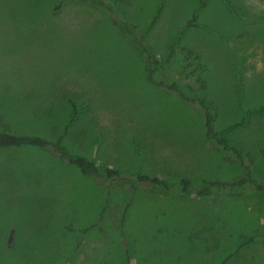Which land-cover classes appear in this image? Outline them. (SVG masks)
<instances>
[{"label": "rangeland", "instance_id": "374dc122", "mask_svg": "<svg viewBox=\"0 0 264 264\" xmlns=\"http://www.w3.org/2000/svg\"><path fill=\"white\" fill-rule=\"evenodd\" d=\"M103 1L118 21L145 33L159 60L153 78L207 101L214 129L264 184V111L222 131L264 103V0ZM70 103L78 111L60 143L96 164L166 179L245 171L205 140L197 105L147 81L106 11L72 0H0V130L6 124L54 141ZM106 192L101 220L78 237ZM224 257L225 264H264L260 194L133 191L83 175L46 149L0 147V264H220Z\"/></svg>", "mask_w": 264, "mask_h": 264}, {"label": "trees", "instance_id": "16d2710c", "mask_svg": "<svg viewBox=\"0 0 264 264\" xmlns=\"http://www.w3.org/2000/svg\"><path fill=\"white\" fill-rule=\"evenodd\" d=\"M78 3L90 5L92 7L101 8L108 14V19L113 26H115L120 34L127 39L133 48L137 51L141 58L142 67L145 72V76L148 82L155 85L156 87L166 91L167 93H174L180 100L195 104L201 110L202 114V126L204 130L205 140L213 147L225 152L230 153L233 158L237 161L240 167L244 168L245 171L238 176L229 179H205V178H192V177H179L176 179H166L157 175H148L143 173H127L121 172L107 165L96 164L94 161L79 155L77 153L68 152L64 146L61 145V139L66 133L68 127L75 120L77 114V108L73 103H70V112L62 125L60 134L54 141L46 140L45 138L36 134H22L13 133L9 130L6 124H1L2 130H0V147H12L29 145L42 149H46L51 153L57 155L60 159L75 166L79 172L83 175H88L93 178H103L115 182L122 189H132L133 191L139 189L141 191H180L185 194H193L195 196H209L212 194H226L232 197L244 196L249 193H258L264 198V184L258 182L248 171V167L244 163V156L237 150V148L230 144L225 138L221 136V132L214 129L215 114L213 109L210 107L207 101L203 98L193 95H188L186 91L175 82H166L165 80H155L153 78V72L159 66V60L157 56L152 52L151 48L144 42L145 33L139 29V27L127 20L118 21L109 3L103 0H72ZM223 3H227L226 0H222ZM62 1L55 3L52 6V10L56 11L60 8ZM205 0H199V7H202ZM160 4L156 9L155 14L150 19V24H153L160 13ZM194 20V14H192L191 20H188L185 27L190 26ZM179 33H176L173 42L170 45L169 54L172 52L175 41L179 38ZM189 93V92H188ZM264 111V103L257 108L245 111L241 119L238 122H234L226 126L222 131L229 130L235 126L240 125L248 115L256 114ZM135 152L139 155L140 151L137 146H134ZM258 152L261 157L264 158V141L260 144ZM108 192H106L103 204L98 212L96 220L93 223L81 228L77 231V236L85 233L90 228L95 227L98 221L101 220L104 209L107 205L109 198ZM131 203V200L127 201L124 205L126 209ZM122 218L119 220L122 225ZM120 237L123 239V234L120 232ZM228 257H224L220 264H225Z\"/></svg>", "mask_w": 264, "mask_h": 264}, {"label": "crops", "instance_id": "0c3cea01", "mask_svg": "<svg viewBox=\"0 0 264 264\" xmlns=\"http://www.w3.org/2000/svg\"><path fill=\"white\" fill-rule=\"evenodd\" d=\"M199 7V6H198ZM152 18V17H151ZM158 18V17H157ZM156 18V19H157ZM188 21V20H187ZM186 21V22H187ZM194 21V20H193ZM186 22H185V24H186ZM185 24H184V27H185ZM195 25V24H194ZM190 26H192V25H190ZM190 26H187V27H190ZM187 27H185V28H187ZM180 37V36H179ZM173 39L174 38H172V41H171V43L173 42ZM179 39V38H178ZM178 39H177V41H178ZM177 41H175V45L177 44ZM171 43H170V45H171ZM170 45L168 46V52H167V55H166V60H169V57H168V54H169V49H170ZM175 45L173 46V47H175ZM181 45L182 46H190V45H188L187 43H185V40H183L182 41V43H181ZM181 48H184V47H181ZM183 50H185V52L187 53V54H192V51L191 50H186L185 48L183 49ZM156 55V54H155ZM157 56V55H156ZM158 58V57H157Z\"/></svg>", "mask_w": 264, "mask_h": 264}]
</instances>
